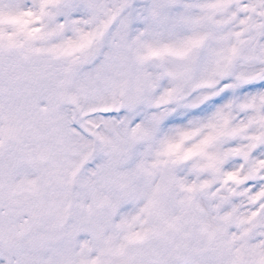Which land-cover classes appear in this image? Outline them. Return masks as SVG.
I'll return each mask as SVG.
<instances>
[{"label": "snow or ice", "instance_id": "1", "mask_svg": "<svg viewBox=\"0 0 264 264\" xmlns=\"http://www.w3.org/2000/svg\"><path fill=\"white\" fill-rule=\"evenodd\" d=\"M0 264H264V0H0Z\"/></svg>", "mask_w": 264, "mask_h": 264}]
</instances>
